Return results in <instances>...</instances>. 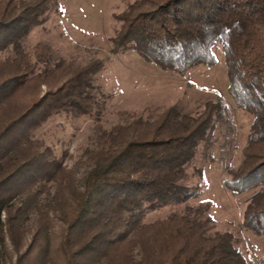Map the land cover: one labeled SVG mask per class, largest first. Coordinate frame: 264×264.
<instances>
[{
	"label": "trees",
	"instance_id": "obj_1",
	"mask_svg": "<svg viewBox=\"0 0 264 264\" xmlns=\"http://www.w3.org/2000/svg\"><path fill=\"white\" fill-rule=\"evenodd\" d=\"M55 1L0 0V264L8 245L11 264H264L197 203L199 146L230 112L220 97L197 113L124 112V122L96 127L75 161L35 138L55 116L95 118L107 103L94 86L102 63L53 62L48 48L26 47ZM116 19L114 48L164 71L214 67L221 46L235 108L252 116L223 187L250 194L240 226L264 237V0H134Z\"/></svg>",
	"mask_w": 264,
	"mask_h": 264
},
{
	"label": "rangeland",
	"instance_id": "obj_2",
	"mask_svg": "<svg viewBox=\"0 0 264 264\" xmlns=\"http://www.w3.org/2000/svg\"><path fill=\"white\" fill-rule=\"evenodd\" d=\"M133 2L56 0L43 22L28 35L26 47L41 45L44 51L48 48L53 62L74 60L78 66L102 63L94 86L101 88L107 99L95 118L55 116L35 133V138L57 149L58 155L67 151L70 157L67 161H75L86 146L95 144L96 127L110 129L124 122L126 116L121 115L124 112L154 118L165 108L178 104L186 112L197 113L207 102L220 97L230 112L199 146L201 159L197 165L205 174V187L197 203L210 206L209 213L218 229L238 237L240 250L249 260L264 258V237L240 226L250 194L235 196L223 187L227 168L237 167L241 162L252 116L235 108L228 91L229 78L221 46L213 48L217 59L214 67L199 66L184 73L161 70L142 52L114 48V37L121 28L116 17ZM163 214L152 213L150 217ZM7 253L5 264H11L16 259L11 245Z\"/></svg>",
	"mask_w": 264,
	"mask_h": 264
}]
</instances>
